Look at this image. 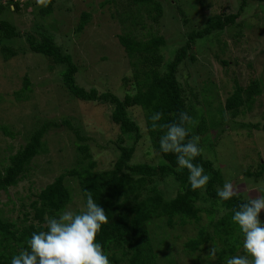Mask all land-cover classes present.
Listing matches in <instances>:
<instances>
[{
	"label": "trees",
	"instance_id": "16d2710c",
	"mask_svg": "<svg viewBox=\"0 0 264 264\" xmlns=\"http://www.w3.org/2000/svg\"><path fill=\"white\" fill-rule=\"evenodd\" d=\"M68 1L52 0L46 8L39 6L34 14L36 17H45L54 12L55 4L62 2L64 5ZM124 1L125 7L121 0H103L100 4L102 7L115 5L116 14L113 16L118 17L129 30L120 34L119 40L134 70L136 85L123 97L110 90L81 85L77 79L80 67L74 61L73 55L57 42L53 34L42 33L40 39L31 33L27 36L31 51L44 56L53 65L65 66L61 71L62 82L72 96L82 101L109 106L110 120L119 126L121 137L116 142L119 151L115 161L111 166L102 169L97 168L89 143L78 144V164L81 167L66 169L48 183L37 199L31 202V211L23 212L21 222L0 211V264H10L14 255L22 248H27V241L33 232L47 230L45 217L64 211L72 202L75 193L81 195L85 206L86 191L92 192L94 200L108 216L109 222L102 225L97 242L102 244L111 264H158L156 248L163 241H157L154 237L151 224L157 219H165L172 226L178 217L181 224L195 222L199 227L197 235L186 243L192 252L205 248L207 244L217 249L214 261L206 260L208 264H226L227 259L232 256L245 255L244 251L240 253L243 238L238 232V226L231 220L233 209L241 203L243 194L222 201L217 195V189L222 188L225 183L223 172L212 159L204 158L203 154L197 156L193 163L202 165L210 180L204 190H193L188 180V170L179 168L174 154L161 151L159 140L166 130H152L150 117L155 112H162L160 123H173L178 122L181 112H187L197 122L187 126L191 129L188 138L199 135V146L201 143L214 146V139L221 137L228 129L251 125L237 118L251 111L259 96L264 94V82L261 78L253 79L245 86L236 80L232 91L227 90L225 101L220 102L212 111L206 107L208 95L205 93L210 91L213 96L214 92L211 89L199 90L197 85L196 92H193V88L187 89L185 82L178 77L183 62L197 60L198 56L193 48L201 42H207L215 34L222 35L226 27L235 24L247 0L241 2L237 12L212 14L203 24H192L183 44L175 50L172 49L167 57L164 53L167 46L164 35L144 33L138 37L134 33L137 25H144L143 12H148L155 22L160 21L164 13L163 2ZM11 6H14V10H19L20 2L0 0V14L5 9H11ZM181 14L184 22L191 21L183 9ZM91 19L92 11H83L75 27L76 33H81ZM1 21L0 35L6 40H12L21 34L8 20ZM0 49L6 61L18 54V50L8 44L3 43ZM224 62L228 63L227 60ZM124 81L128 84L130 78L124 76ZM22 84L15 91L16 99L28 100L33 84L28 74L23 76ZM190 94L198 100H192ZM200 95L204 97L202 100H199ZM135 107L142 108L145 113L146 133L156 150L152 161H135L137 143L144 137L142 125L131 113V109ZM72 121V117L61 121L46 120L30 130L25 136V144L9 156V163L0 171V191L8 192L11 187L17 186L31 172L34 158L49 151L45 136L50 130L66 126V129L74 130L78 138L84 140ZM254 126L259 129L258 125ZM210 128L216 130L214 139L209 134ZM0 129L14 136V132L5 125L0 124ZM245 175L261 178L264 175V163L260 164L258 171L247 170ZM71 181L77 183L76 188L71 186ZM203 212L210 219L207 225L199 224Z\"/></svg>",
	"mask_w": 264,
	"mask_h": 264
},
{
	"label": "rangeland",
	"instance_id": "374dc122",
	"mask_svg": "<svg viewBox=\"0 0 264 264\" xmlns=\"http://www.w3.org/2000/svg\"><path fill=\"white\" fill-rule=\"evenodd\" d=\"M16 1L20 2L19 10L11 6L0 14V32L1 20L4 19L21 31L12 40L0 35V45L8 44L18 50L16 56L6 61L0 49V124L14 132L11 136L0 129V171L9 163V156L25 144L26 134L46 120L61 121L72 117L74 127L85 138H78L76 132L66 129V126L50 130L45 136L49 151L34 158L31 172L17 186L11 187L8 192L0 191V211L21 222L23 212L31 211V202L37 199L48 183L66 169L81 167L78 164V144L89 143L93 160L97 162V168L102 169L115 161L119 151L116 142L121 137L119 126L110 120L109 106L72 96L62 82L61 71L65 66L53 65L44 56L31 51L28 34L38 39L42 33L53 34L57 42L73 55L80 67L78 82L87 88L110 90L123 97L136 84L134 70L119 40V35L129 30L118 17L113 16L116 14L115 5L102 7L103 0H69L64 5L62 2L55 4L52 14L36 17L34 11L39 6L34 3L35 0ZM121 1L125 7L126 2ZM161 1L164 13L160 21L155 22L148 12H143L144 25H137L134 33L138 37L144 33L164 35L167 57L172 49L183 44L192 24H203L212 14L237 12L243 0ZM182 9L191 21L184 22ZM83 11H92V19L81 33H76L75 27ZM221 34H215L207 42L195 46L197 60L183 62L178 72L187 89L191 87L196 92L197 85L199 90L211 89L214 92L213 96L210 91L205 93L208 95L206 107L212 111L225 101L227 90L232 91L236 80L244 86L257 78L264 82V2L247 0L236 23L226 27ZM25 74L33 81L32 93H29L28 100H18L15 91L23 85ZM124 76L130 78L128 84H125ZM190 98L198 100L192 95ZM203 98L200 95L199 100ZM131 113L142 125L144 134L137 143L135 161H152L156 150L146 133L145 113L140 107L132 108ZM237 120L251 125L228 129L218 139L214 136L216 130L210 128L209 134L216 141L214 139V146L201 143L202 154L221 168L225 182L239 184L241 190L246 186H264V175L259 179L245 175L247 170L258 171L260 164L264 163V94L259 96L251 111ZM254 125H258L259 129ZM70 184L76 188V182L71 181ZM241 193L243 196L246 194ZM75 194L65 210L79 212L84 207L81 195ZM258 194L256 190L249 193L251 196ZM261 220L264 221V210ZM200 221V225H207L210 221L208 214L203 212ZM151 230L157 241H163L156 248L158 264H208L209 260L214 261L210 253L211 244L194 252L186 246L188 240L198 233L199 227L195 222L181 224L178 217L170 226L165 219H157L151 224ZM242 251L243 248L240 253Z\"/></svg>",
	"mask_w": 264,
	"mask_h": 264
},
{
	"label": "clouds",
	"instance_id": "9594fccd",
	"mask_svg": "<svg viewBox=\"0 0 264 264\" xmlns=\"http://www.w3.org/2000/svg\"><path fill=\"white\" fill-rule=\"evenodd\" d=\"M40 7H48L52 0H35ZM163 113L155 112L150 117L152 130H166L159 144L163 153L174 154L180 169L186 168L188 180L193 190H204L210 180L202 165L193 163L202 154L200 136L190 135V125L197 122L187 112L179 114L178 122L160 123ZM256 190L259 194L251 196ZM246 193L238 207L233 209L232 222L238 226L242 236L245 255L228 258L226 264H264V221L260 214L264 210V186L240 189L239 184L225 182L217 189L222 201H227ZM86 205L79 212L64 210L58 215L45 217L47 230L33 232L22 248L11 258L10 264H111L103 246L97 242L102 225L109 222L105 210L97 204L91 191H86ZM217 249L211 248L215 256Z\"/></svg>",
	"mask_w": 264,
	"mask_h": 264
}]
</instances>
